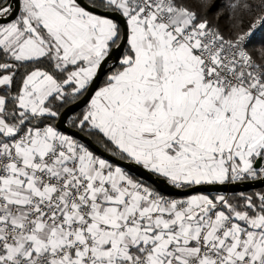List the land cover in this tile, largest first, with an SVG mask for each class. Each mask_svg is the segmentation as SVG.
Segmentation results:
<instances>
[{
  "label": "snow or ice",
  "instance_id": "6c2138e0",
  "mask_svg": "<svg viewBox=\"0 0 264 264\" xmlns=\"http://www.w3.org/2000/svg\"><path fill=\"white\" fill-rule=\"evenodd\" d=\"M256 183L264 0H0V264H264Z\"/></svg>",
  "mask_w": 264,
  "mask_h": 264
},
{
  "label": "water",
  "instance_id": "95a60500",
  "mask_svg": "<svg viewBox=\"0 0 264 264\" xmlns=\"http://www.w3.org/2000/svg\"><path fill=\"white\" fill-rule=\"evenodd\" d=\"M99 83V82H98ZM159 187L162 191H165V192H171L172 190L170 188H168L167 185H165L164 183H160L159 184ZM260 187H264V185H261L259 183H256V184H250V185H241L240 187H238L237 189H235V191H249V190H252V189H256V188H260ZM199 190V189H197ZM231 193V192H230ZM229 193V194H230ZM175 194V193H173Z\"/></svg>",
  "mask_w": 264,
  "mask_h": 264
},
{
  "label": "trees",
  "instance_id": "16d2710c",
  "mask_svg": "<svg viewBox=\"0 0 264 264\" xmlns=\"http://www.w3.org/2000/svg\"><path fill=\"white\" fill-rule=\"evenodd\" d=\"M215 12H216V9L213 10V13L212 15H215ZM259 40H260V37L257 38V40L254 42V46L255 47H259ZM248 193H251L250 191ZM231 194V193H230Z\"/></svg>",
  "mask_w": 264,
  "mask_h": 264
},
{
  "label": "built area",
  "instance_id": "2783aa9c",
  "mask_svg": "<svg viewBox=\"0 0 264 264\" xmlns=\"http://www.w3.org/2000/svg\"><path fill=\"white\" fill-rule=\"evenodd\" d=\"M261 190H264V187H260V188H256V189H252V190H249L250 192H254V191H261ZM247 191V192H249Z\"/></svg>",
  "mask_w": 264,
  "mask_h": 264
}]
</instances>
